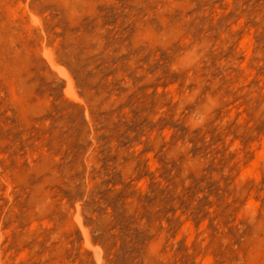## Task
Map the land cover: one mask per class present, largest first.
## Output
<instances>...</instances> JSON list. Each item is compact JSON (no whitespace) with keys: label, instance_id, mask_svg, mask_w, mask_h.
I'll list each match as a JSON object with an SVG mask.
<instances>
[{"label":"rangeland","instance_id":"374dc122","mask_svg":"<svg viewBox=\"0 0 264 264\" xmlns=\"http://www.w3.org/2000/svg\"><path fill=\"white\" fill-rule=\"evenodd\" d=\"M0 264H264V0H0Z\"/></svg>","mask_w":264,"mask_h":264}]
</instances>
